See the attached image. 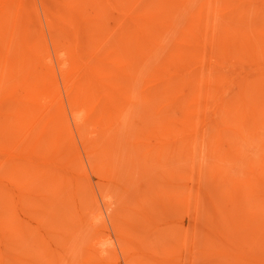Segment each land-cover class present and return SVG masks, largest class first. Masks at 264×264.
Wrapping results in <instances>:
<instances>
[{"label": "bare ground", "instance_id": "obj_1", "mask_svg": "<svg viewBox=\"0 0 264 264\" xmlns=\"http://www.w3.org/2000/svg\"><path fill=\"white\" fill-rule=\"evenodd\" d=\"M39 2L49 41L36 0H0V264H121L101 215H86L60 84L109 206L127 189L91 138L141 123L134 150L159 183L110 214L124 264H264V223L243 232L218 209L200 230L218 199L208 179L242 188L231 206L252 194L254 223L264 215V0Z\"/></svg>", "mask_w": 264, "mask_h": 264}, {"label": "rangeland", "instance_id": "obj_2", "mask_svg": "<svg viewBox=\"0 0 264 264\" xmlns=\"http://www.w3.org/2000/svg\"><path fill=\"white\" fill-rule=\"evenodd\" d=\"M36 2H37V5L39 7L40 18L42 20V27L44 29V33L46 32L45 35H46V38L49 41V37H48L49 30L47 29V27H46V25H45V23L43 21V15H42L41 7H40V2H39V0H36ZM225 73H227V72H225ZM60 92H61V100H62V116H63L64 124L68 128V132H69V134L72 137V138L70 137V142H71V147H72V149L74 151L75 161H76L78 167L80 168V171H81V179H82L83 183L86 184V189L88 191V194L92 198V200L90 202L91 205L88 208V210L86 211V213H87L86 215L88 216V218H91L93 215H97V214H100L101 215L100 216L101 220L98 221L96 227L97 228L104 229V233L105 234H108V236L105 237V239L108 238L110 240V244L115 249V255L118 257V259L121 262V264H124L123 257H122V254H121L120 250H119V247H118V244H117V241H116V237H115V233H114V230H113V227H112L110 214H111V212H113V210L116 211L118 209V204L117 203L123 204L124 202H126L127 206H133V204H135V200H136L137 196L140 193H143V192L149 190V188H151L152 186L153 187L154 186H157L158 183H159V177L157 175H155L154 172L149 173L146 170L147 164L145 163V161L142 160V157L140 156V153L138 151L134 150L133 143H134L135 137H134V134H133L132 131L134 129H138V127L141 125V123L139 122V119L137 118L136 115H132L131 118L128 119V125H129L128 128L118 129V130L114 131L110 136H107L106 138H103V139L100 137L101 136L100 134L97 135V136H92V138H91V142L102 143L103 145H105L107 147L106 148V151L108 153L107 154V164L110 165L111 168H112V171L108 172L109 173L108 177L111 178V180H119L120 182L123 181L124 184L122 185V187H125L127 189V192L126 193H121V199H120L119 202H116V194L114 193V199L112 200V202L115 200V203H112L111 202V205L109 206L107 204V201H105L104 198L102 197V193H101L99 184H98V182L96 180V176H95V174L93 173V171H92V169L90 167L89 160H88V157H87V154H86V145L84 144L83 140L78 135L77 127H76V124H75V122L73 120V117H72V114H71V110L69 108V105H68V102H67V98H66V95H65V93L63 91V88H62L61 84H60ZM251 145L252 144L248 145V143H246V144H244L243 147H244L245 150H248L251 153L254 150V148H253L254 146H251ZM248 147L249 148H252V150L250 151V149ZM250 155H252V154H250ZM56 174L59 177L63 178L64 179V182H66V183L67 182H70V180L68 179L69 178L68 170H66V169H64L62 167L60 168V167L57 166L56 167ZM211 180L210 179L207 180V184L206 183L205 184L208 185V186H205L204 188L207 189V191L210 190L211 192L213 190H214L213 192H215L216 191V188H217L219 190L218 191L219 193L217 194L215 192L213 194V192H212V195H210V197H211V199L213 198V200L216 199V198H218V199L215 200V201H213V202L211 201L212 204H210V203L206 202V200H205L208 197L204 198L205 204L208 203L207 204V207L208 208L211 207L209 210L210 211L212 210V211L209 212L207 210L206 205H204L205 207H204V216H203V219H204L205 215H207V216L208 215L209 216L211 215L210 217H213V218H210L209 217V219L208 218H205V220H202L200 218L201 221H202V223L204 221H206L204 223L207 224V225H204L203 224V225L200 226L199 223H198L200 221V219H199V221H197L196 224L198 223V226L201 227V228L199 227L200 230L203 227L204 231L207 232V230H205L206 229L205 226H207V229L208 228L210 229V226H211V229L212 228L214 229V227H212V226L217 225L218 222H219V225H220V222L221 221H219L220 220L219 218H220L221 215H223L221 213L224 212V211H225V214L226 213L227 214H230V213H233L234 214L236 212L235 214H238L237 215L238 217H235V215H233L234 216V219H236L237 221L238 220L239 221L241 220V223H243L242 221H245V219H246V221L244 222V224H245L244 226L245 227L243 229V232L245 231L246 228H247V231H249L248 230L249 225L251 226V227H249L250 228V231H251L254 228L255 229L258 228V226L260 225V223H264V222L261 221V220H264V217H262L264 215L261 216V215L258 214L259 216L257 217V220L255 221L256 224L254 223V220H252V217H249V216L247 217V215H250L251 212L253 211L252 210L253 209V206H252V201H251L253 199L252 194H246V193H244V194H246V198H248V197L250 198L251 196H252V198L251 199L248 198L247 200H246V198H244V201L242 199L243 202H241V200L239 201L242 204L245 203L246 204V207H242V204H238V203L237 204H234L233 206H231V204L230 205L228 204V203H231V202H229V200L227 201V199H229L231 197L232 198L234 197L233 199H235L236 196L239 197V195H241V192H239L238 190H240V189L242 190V188H240L239 186L238 187L240 189L234 187L235 189H238L236 191L239 192V194L237 192L238 195L235 196L236 193L234 192L235 189L232 188L233 186L230 187V188H232V190H231V189L225 187V185L223 184V182L220 183V182H217L214 179H213L214 182L212 180L213 184L214 183H217V184L213 185L212 182L209 183ZM218 183L220 185H218ZM209 185H210V187H209ZM221 185L223 186V188H221ZM224 190H230V191H224ZM205 191L206 190H204V194H205ZM231 191H232L233 194H230ZM227 193L230 194V195H228ZM226 194L228 195L227 198L225 197ZM205 195H204V197H205ZM214 195H215V197L216 196L217 197L216 198L212 197ZM223 196L225 197L226 200L223 198ZM243 197H244V195H243ZM239 199H241V196L239 198H237L236 200L238 201ZM221 200H222V202H221ZM224 200L227 202L228 205H226V206L229 209L228 208H225L226 206L223 207V204L226 203ZM245 200L247 201V203H246ZM218 201H220L221 203H219ZM216 203H218V204H216ZM233 203H235L234 200H233ZM248 203H251V204H248ZM211 205L214 206V207L216 205L217 208L215 207L213 209ZM238 205H241V206H239L240 208L238 207ZM232 208H234V211H233ZM235 208H236V210H235ZM250 208H252V209H250ZM205 209L208 212H206ZM218 209L219 210L220 209L222 210V211L220 210L221 213L220 212L218 213ZM230 209H232V210H230ZM228 211L229 212L232 211V212L229 213ZM217 213H218V217L219 218L216 217L217 218L216 219L215 216L217 215ZM253 213L254 212H252V214ZM255 215H257V214L255 213ZM231 216H232V214H231ZM248 218H250L251 220H249ZM253 218H254V216H253ZM211 219L213 220V222H212ZM230 219H232V221L234 223H232V221L228 222ZM234 219L232 217V218H229L228 220H226L227 221V225H228V223H230V225H229L230 228L231 227L234 228L233 227L234 225L237 226L236 225L237 222H235ZM209 220L211 221L210 224L211 223H214V221H215L216 222V223H214L215 225L214 224L210 225L209 224ZM190 221H192V220H190ZM201 221H200V223H201ZM257 221H260V223H258ZM247 222L249 223L248 226H247ZM238 223L241 224L240 222H238ZM189 225H190V222H189ZM261 225H264V224H261ZM84 226H88V225H84ZM240 226L242 227V225H240ZM80 227H82V226H80ZM217 227H218V225H217ZM84 229H85V233L82 234V236L80 237V239H78L79 245H83V244L87 243L88 240H89L90 234L92 233V232L89 233L90 228L84 227ZM209 229H208V231L210 232L211 230H209ZM153 237H154V235L150 236V242L151 243L152 242H156L158 245L155 243L156 245L154 244V246L155 247L158 246V248H157L158 250H160L161 247L162 248L167 247L166 246L167 245V242H168L167 241V238H163L164 240H162L161 238L159 240H155L154 238H156V237H154V238ZM151 238L154 239V241H152ZM171 257H173V256H171ZM210 258L213 259V256L208 257V259L206 258L207 262H205V259H204L203 262H197V264H203V263L204 264H208V263L209 264L210 263L211 264H213V263L219 264L220 261L219 260H218L219 262L217 261V257L214 259L217 262H215L212 259L210 260ZM175 259L172 258V260H171V258L168 255V258L166 259L167 261L164 262V263L166 264V263L169 262L170 264H174L173 261H175ZM171 261L173 263H171ZM200 261H202V260H200ZM220 264H221V262H220Z\"/></svg>", "mask_w": 264, "mask_h": 264}]
</instances>
